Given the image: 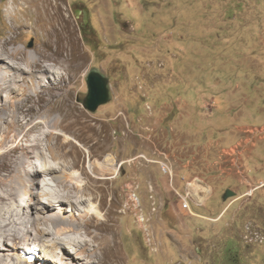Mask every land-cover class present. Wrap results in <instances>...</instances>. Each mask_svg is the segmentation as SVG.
Returning <instances> with one entry per match:
<instances>
[{"label":"rangeland","instance_id":"rangeland-1","mask_svg":"<svg viewBox=\"0 0 264 264\" xmlns=\"http://www.w3.org/2000/svg\"><path fill=\"white\" fill-rule=\"evenodd\" d=\"M59 1L86 63L52 117L72 134L67 171L91 185L90 205L108 191L122 264H264V188L246 193L264 182V0ZM18 2L17 45L40 49L52 26L42 0ZM93 66L113 92L96 110L84 103ZM187 180L192 211L178 194ZM227 188L237 193L223 199ZM37 233L30 223L20 240Z\"/></svg>","mask_w":264,"mask_h":264},{"label":"bare ground","instance_id":"bare-ground-1","mask_svg":"<svg viewBox=\"0 0 264 264\" xmlns=\"http://www.w3.org/2000/svg\"><path fill=\"white\" fill-rule=\"evenodd\" d=\"M30 1L36 0H25ZM18 3L13 0L14 6L5 9L14 24L0 39V264H122L112 210L101 211L108 191L101 192L98 204L90 205L97 196L91 185L74 169L67 171L76 165L64 151L72 134L63 119L52 117L51 104L71 98L86 57L73 54L74 28L59 0H42L52 23L44 47L29 50L17 45L28 25L15 23L25 10ZM30 223L38 233L20 240L19 233ZM42 245L49 254L42 253Z\"/></svg>","mask_w":264,"mask_h":264},{"label":"water","instance_id":"water-1","mask_svg":"<svg viewBox=\"0 0 264 264\" xmlns=\"http://www.w3.org/2000/svg\"><path fill=\"white\" fill-rule=\"evenodd\" d=\"M88 94L84 103L90 110H96L97 107L112 99L113 92L108 75L98 66H93L87 74ZM231 188L226 189L224 199L235 195Z\"/></svg>","mask_w":264,"mask_h":264},{"label":"built area","instance_id":"built-area-1","mask_svg":"<svg viewBox=\"0 0 264 264\" xmlns=\"http://www.w3.org/2000/svg\"><path fill=\"white\" fill-rule=\"evenodd\" d=\"M165 171L169 172L171 182H173V171H172V169H170L169 167H165ZM189 185H191V183L189 180H187L186 181V192L185 193H180L178 191L177 192H178V194H180L181 198L183 199L184 207L189 208V210L192 211L191 210V201L196 202L194 196L197 197V195H194V189L193 188L189 189Z\"/></svg>","mask_w":264,"mask_h":264},{"label":"flooded vegetation","instance_id":"flooded-vegetation-1","mask_svg":"<svg viewBox=\"0 0 264 264\" xmlns=\"http://www.w3.org/2000/svg\"><path fill=\"white\" fill-rule=\"evenodd\" d=\"M84 17H85V18H91V13L88 12V14H87V15L85 14ZM247 180H248V179H247ZM259 182H261V181H259ZM260 184H261V185H260ZM260 184H258L256 188L254 187V189H253V188H249L248 192H246V193H247V194H251V193L253 194V192H254L257 188H260V187L264 188V182H262V183H260ZM227 189H228V188H227ZM225 191H226V190H225ZM233 191H234V190H233ZM235 192H236V191H235ZM224 193H225V192H224ZM224 193H223V196H224ZM236 193H237V192H236ZM223 199H224V197H223ZM198 215H199V214H198Z\"/></svg>","mask_w":264,"mask_h":264}]
</instances>
